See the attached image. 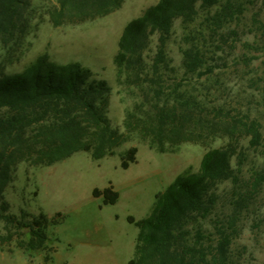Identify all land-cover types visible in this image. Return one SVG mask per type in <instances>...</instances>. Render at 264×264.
I'll return each instance as SVG.
<instances>
[{
  "label": "rangeland",
  "instance_id": "obj_1",
  "mask_svg": "<svg viewBox=\"0 0 264 264\" xmlns=\"http://www.w3.org/2000/svg\"><path fill=\"white\" fill-rule=\"evenodd\" d=\"M158 1H1L0 77L22 72L39 56L81 64L100 85L97 106L121 143L98 160L80 151L51 166H14L4 186L9 212L18 219L44 212L58 223L48 225L43 249L21 247L22 236L0 246V264H128L139 235L128 217L149 215L157 194L179 174L199 171L209 149L230 146L232 167L244 184L264 174V0L247 3L239 37L201 76L185 72L182 50L189 31L176 20L166 52L181 85L175 95L160 98L147 84L127 78L116 62L126 25ZM205 16L200 9L194 31ZM132 147L136 162L123 168ZM260 181L240 214L232 264H264ZM109 185L120 193L115 204L93 194ZM223 190L229 193L231 185Z\"/></svg>",
  "mask_w": 264,
  "mask_h": 264
},
{
  "label": "trees",
  "instance_id": "obj_2",
  "mask_svg": "<svg viewBox=\"0 0 264 264\" xmlns=\"http://www.w3.org/2000/svg\"><path fill=\"white\" fill-rule=\"evenodd\" d=\"M248 2L253 3L159 0L126 25L116 56L119 70L131 81L147 84L159 98L166 92L175 95L181 83L176 82L166 52L175 21L180 19L189 31L182 50L185 72L201 76L205 70L212 72L210 61L224 59L229 41L239 37ZM200 9L206 10V16L197 32L191 27L197 26ZM101 91L81 64H60L46 56H39L20 73L0 77V246L22 236L21 247L43 249L49 240L48 225L58 223L44 212L21 219L9 212L4 186L14 166L21 162L51 166L80 151L98 160L114 153L121 143L110 119L97 106ZM229 148L209 149L199 171L179 174L157 194L149 215L128 217L139 229L128 264L233 263L240 214L264 174L244 184L240 170L232 167ZM136 154L137 148H130L122 167L136 162ZM223 185H231L229 193L220 191ZM93 194L102 196L104 204H115L120 197L112 185L95 188Z\"/></svg>",
  "mask_w": 264,
  "mask_h": 264
}]
</instances>
